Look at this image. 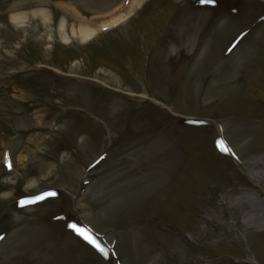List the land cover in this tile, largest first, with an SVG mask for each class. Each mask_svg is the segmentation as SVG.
Here are the masks:
<instances>
[{
  "label": "rangeland",
  "instance_id": "obj_1",
  "mask_svg": "<svg viewBox=\"0 0 264 264\" xmlns=\"http://www.w3.org/2000/svg\"><path fill=\"white\" fill-rule=\"evenodd\" d=\"M263 154L264 0H0V264H264Z\"/></svg>",
  "mask_w": 264,
  "mask_h": 264
},
{
  "label": "bare ground",
  "instance_id": "obj_2",
  "mask_svg": "<svg viewBox=\"0 0 264 264\" xmlns=\"http://www.w3.org/2000/svg\"><path fill=\"white\" fill-rule=\"evenodd\" d=\"M12 20L17 22L19 21V17L13 15ZM94 32L95 31L92 29H83L80 34L83 39H88L94 34ZM64 40H68L65 35ZM242 168L248 173L250 178L256 184L261 185L264 188V154L245 161L242 164ZM232 203L243 204L247 207V211L243 217L244 223H249L256 220L259 216V213L263 209V205L259 200L258 195L254 192L244 191L241 195L236 196ZM37 242H39L38 239ZM42 243L43 241L40 239V242L37 244L38 247L39 244L41 245Z\"/></svg>",
  "mask_w": 264,
  "mask_h": 264
},
{
  "label": "snow or ice",
  "instance_id": "obj_3",
  "mask_svg": "<svg viewBox=\"0 0 264 264\" xmlns=\"http://www.w3.org/2000/svg\"><path fill=\"white\" fill-rule=\"evenodd\" d=\"M202 3H215L216 0H201ZM221 146H223L224 142L220 141ZM227 151H231V149H226ZM56 193H46L45 196H54ZM45 196H38L35 198V200H42L45 198ZM35 200H22L20 203L21 204H28V203H33ZM72 227L81 235L84 237L85 240H88L89 243L93 244L97 249H99L100 252H104L105 250L100 247V245L96 242L94 237H92L89 232L85 229H80L76 225H72ZM4 237L0 236V240H2Z\"/></svg>",
  "mask_w": 264,
  "mask_h": 264
}]
</instances>
